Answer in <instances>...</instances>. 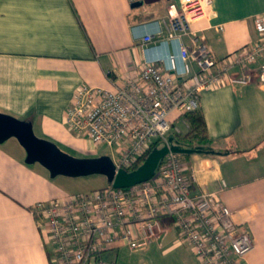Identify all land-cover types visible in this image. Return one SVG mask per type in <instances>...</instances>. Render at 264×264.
<instances>
[{
  "label": "crops",
  "instance_id": "obj_1",
  "mask_svg": "<svg viewBox=\"0 0 264 264\" xmlns=\"http://www.w3.org/2000/svg\"><path fill=\"white\" fill-rule=\"evenodd\" d=\"M179 3L0 0V112L29 121L34 134L55 144L74 138L64 114L79 84L114 89L146 59L166 53L181 66L177 40L168 38L166 31L168 5ZM260 12L264 0H212L205 15L189 26L204 38L212 56L221 58L255 38L252 19ZM158 27L160 37L155 35ZM146 34L153 35L149 42L143 41ZM182 40L188 43L189 37ZM157 65L163 70L167 63ZM176 78L180 83L185 79ZM198 107L209 145L220 153H178L184 175L191 180L190 191H217L235 222L253 239L243 263L264 264V89L255 83L217 85L199 93ZM169 120L185 131L177 112H171ZM24 159L15 137L0 142V264H53L51 240L31 207L69 192L59 188V181L41 164ZM163 227L158 245L169 229L177 231L173 224ZM178 253L174 257L180 263L190 262Z\"/></svg>",
  "mask_w": 264,
  "mask_h": 264
},
{
  "label": "built area",
  "instance_id": "obj_2",
  "mask_svg": "<svg viewBox=\"0 0 264 264\" xmlns=\"http://www.w3.org/2000/svg\"><path fill=\"white\" fill-rule=\"evenodd\" d=\"M211 2L180 0L178 6L168 5L167 37L177 40L180 67L174 55L166 53L146 59L114 89L81 83L74 90L65 109V126L85 135L92 145L114 148L116 170L133 165L154 140L167 142L169 114L198 108L202 90L225 83H255L264 89V12L253 16V40L214 58L204 38L189 26L205 15ZM161 33L158 27L155 35ZM152 36L144 35L143 41ZM159 62L167 63L165 69ZM177 76L185 79L180 83ZM190 185L179 154L168 151L148 180L63 193L36 201L31 211L49 235L53 264H117L115 249L125 246L133 251L159 239L164 232L161 216L173 219L178 237L189 244L198 264H244L254 246L251 236L235 222L217 191L193 194Z\"/></svg>",
  "mask_w": 264,
  "mask_h": 264
},
{
  "label": "water",
  "instance_id": "obj_3",
  "mask_svg": "<svg viewBox=\"0 0 264 264\" xmlns=\"http://www.w3.org/2000/svg\"><path fill=\"white\" fill-rule=\"evenodd\" d=\"M9 137H15L24 149L26 163L38 162L48 170L50 177L59 174L80 176L100 173L106 176L108 184L113 187H128L148 180L168 151L179 154L194 151L220 153L208 147H194L168 137L167 142L156 144L136 168L116 170L108 155L85 157L70 155L62 151L54 142L36 136L29 121L0 112V142Z\"/></svg>",
  "mask_w": 264,
  "mask_h": 264
},
{
  "label": "rangeland",
  "instance_id": "obj_4",
  "mask_svg": "<svg viewBox=\"0 0 264 264\" xmlns=\"http://www.w3.org/2000/svg\"><path fill=\"white\" fill-rule=\"evenodd\" d=\"M36 135L41 137L38 133ZM56 144L62 151L76 157L99 156L105 154L108 155L112 160L111 153L114 148H111L104 143L92 145L88 138L83 134H77V136H74V138L64 137L62 139V145L59 143ZM54 177H56V181H59V188L69 193L87 192L89 190L108 185L106 176L100 173L80 176H66L59 174ZM176 242L179 246L176 244ZM173 245H177L179 248L173 247L174 249L169 253L164 252L166 248H169ZM181 249L184 250L179 251ZM115 251L118 253L117 264H161L159 261H166L168 259L172 260L171 263L173 264H182L179 260H177V258L174 257V254L178 252L179 256L182 254V258L184 256L186 261H190L184 264H198L197 259L190 250L189 244L179 238L177 231L175 232L174 229L168 230L160 245H158L156 239H152L148 244L140 249L130 251L127 247L121 246Z\"/></svg>",
  "mask_w": 264,
  "mask_h": 264
},
{
  "label": "trees",
  "instance_id": "obj_5",
  "mask_svg": "<svg viewBox=\"0 0 264 264\" xmlns=\"http://www.w3.org/2000/svg\"><path fill=\"white\" fill-rule=\"evenodd\" d=\"M181 116L183 117V120L185 121L187 126L185 131L184 132L176 131L174 130V127L172 125L170 131L168 132L169 136H167V138L171 137L173 140H177L182 143H187L194 147L211 148V146L209 145L210 138L208 136L206 122L199 107L194 110L187 111ZM158 143H160V139L154 140L148 146L144 154H142V156L126 170H131L133 168H136L138 165H140L144 160V158L146 157V155L149 153V151ZM160 220L163 224L166 225L173 223V219L171 217L161 216ZM114 254H117V251H115ZM49 258L51 260L52 257L50 256Z\"/></svg>",
  "mask_w": 264,
  "mask_h": 264
}]
</instances>
